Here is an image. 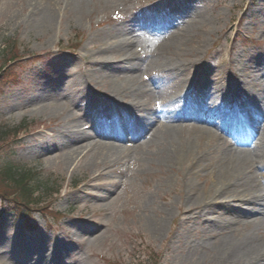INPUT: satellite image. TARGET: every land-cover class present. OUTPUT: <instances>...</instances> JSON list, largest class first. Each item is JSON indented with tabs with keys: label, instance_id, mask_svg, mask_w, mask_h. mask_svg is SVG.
Segmentation results:
<instances>
[{
	"label": "rangeland",
	"instance_id": "rangeland-1",
	"mask_svg": "<svg viewBox=\"0 0 264 264\" xmlns=\"http://www.w3.org/2000/svg\"><path fill=\"white\" fill-rule=\"evenodd\" d=\"M39 1L0 0V42L14 37L31 55L20 68L19 85L0 96V131L7 130L9 135L4 139L7 143L1 144L4 146L0 150V167L6 162L19 164L42 181L52 179L49 182L52 189L41 190V194L63 218L53 230L37 212L29 220L31 227L13 214L0 218V264H14L18 259L28 260L21 264H59L53 254L64 258L66 264H216L213 241L219 242L227 233H238L239 226L231 224L226 229V223L216 219V223H209L210 236H205L207 221L197 217L181 229L184 221L180 212L186 206L184 193L180 192L182 173L164 162L158 142L138 153L125 151L123 160L112 167L100 168L91 164L87 152L68 162L65 156L69 145L74 144L64 146L63 141H58L57 148L48 147L47 134L57 125H64L68 113L72 125L88 126L94 120L90 108H85L88 98L100 99L107 105L109 96L103 92L108 93L110 84L114 86V81L126 80L127 76L136 80L129 88H122V94L130 101L149 100L152 106L162 107L174 91L183 94L191 89L189 85L195 74L205 70L207 78H211L205 83L211 86L208 91H213L215 74L220 72L224 74L225 84L235 85V91L227 86L230 94L238 96L236 92L240 89L264 97L261 82L264 80V0H169L172 6L168 0H94L84 5L74 0H43L62 6L53 15L49 27L38 25ZM137 14L149 20L143 17L140 23L128 24ZM170 17L180 19L178 25L171 27L174 30L192 25L194 29L211 28V33L202 34L200 39L204 43L197 42L199 45L186 53L189 73L185 71L173 78L175 88L167 84L156 87L159 89L155 94L147 91L153 82L150 76L161 75L163 69L150 54L157 49L156 44L167 41L162 40L166 31H161L160 36L152 21ZM117 23L123 27L109 33L108 29ZM123 37L136 40L137 50L141 49L146 59L140 61L139 68L126 70L119 66L108 70L112 77L107 81L96 70L98 47L108 38ZM77 44L75 51L68 48ZM122 60L118 55V59L107 62L116 64ZM88 77L97 84L83 85ZM79 97L82 101H78ZM190 101L187 98L188 106H192ZM56 107L60 113L50 117V111L54 112ZM110 116L127 119V111H110L106 118ZM164 116L166 120L180 117L172 113ZM18 125L23 128L12 133ZM190 127L191 124L184 126ZM251 159L257 163L256 154ZM114 178L117 184L113 188L104 186ZM209 179L199 178L201 188L208 187ZM104 188L109 192L103 200L90 195L103 192ZM60 189V196H54V190ZM107 204L108 208H102ZM93 206L98 208L94 210ZM162 217H165L163 229L157 234L149 227V220ZM78 225L81 232L71 237ZM42 242L47 244L45 260L35 262L43 251L37 252L35 248Z\"/></svg>",
	"mask_w": 264,
	"mask_h": 264
},
{
	"label": "bare ground",
	"instance_id": "bare-ground-1",
	"mask_svg": "<svg viewBox=\"0 0 264 264\" xmlns=\"http://www.w3.org/2000/svg\"><path fill=\"white\" fill-rule=\"evenodd\" d=\"M74 1L75 3L76 1L80 2L83 5L85 2L94 3V0ZM105 1L107 0H101L100 2ZM162 1L164 2L165 0ZM167 2L168 5H173L172 1L168 0ZM32 3L35 2L33 1ZM38 6H40V10L37 12L39 27L51 26L54 20L53 15L62 9V6L58 4L47 3V1L43 0L38 2ZM154 8L157 9V6ZM138 16H142V14H137L136 18H133L128 24L134 21L140 23L144 16L141 18H138ZM144 18L148 17L146 16ZM179 22L180 19L176 18L175 21L171 20L167 23L164 21L153 23L156 24L154 27L157 33L163 30L168 31V42L165 45L161 44L159 48L151 53V56L155 58L156 65L161 67L164 73L153 80L150 88L147 89L148 92L157 94L159 88L156 87L165 84V80L176 79L185 71L189 73L191 67L188 68L186 65V61H188L186 59V53L193 46L197 47L199 43H204V40L200 39L203 36L202 34L211 33V28L199 27L194 29V27L191 28L192 25L188 28L182 27L177 30L171 28L178 25ZM121 27L123 25L117 23L114 27L109 28L108 32L113 33ZM200 32L201 35L199 37ZM98 51L99 56L96 59L98 68L96 70H99L103 79L107 81H109V77H112L108 70L115 69V67L119 66L126 70L135 67L139 68L142 58L140 56L141 53L136 50L132 41L126 37L116 40L108 38L98 47ZM118 55H121L124 60L116 64L107 62L110 59H118ZM234 59V62L237 61L236 55ZM126 78V80L119 82L110 79V81H114L117 84H114V86L118 87L110 84L108 93L103 92L104 95L107 94L109 96L107 105L98 102L92 97L88 98V103H85V108H90L91 111L95 108L93 117L95 115L97 116L100 111H109L105 107H113V111L117 113L127 111V119L122 120L121 124H119L121 132H136L138 134L149 126L154 128V137L146 143L152 146L154 142H158L161 145L159 155L164 157V162L168 164L170 169H179L178 172L182 173V189L180 192L184 193L186 206L180 212L182 216L181 220L182 222L184 221L181 229L192 223L197 217H203L207 221L205 223L208 224V227L203 230L205 231V236H210L212 232L210 228L212 226H209V223H216V219L221 220V222L223 220L226 223V229L230 228L232 226L231 224L239 226L238 233L234 235H228L227 233L223 235V238L219 242L216 240L213 241L212 246L217 257L216 264H264V97L246 92V95H244L246 97L243 101H226L221 96L231 98L227 86L235 91L233 88L235 85L229 82L225 84L223 82L224 74L217 72L214 77V83L216 85H213V92L208 96L207 105L209 104L211 109L207 112V119L204 121L197 120L188 111L187 114L185 111L186 116L192 119L191 122L194 124L195 129L190 132V135L185 136L179 135L182 134V124L176 125L174 129H164L162 126L156 127L157 121L151 120V116L155 111L164 113L177 110L184 113V108L181 103L182 99L180 98L181 93H171L162 106V109H156L149 103V100L146 102H141L137 98L131 101L127 100L126 95L124 96L122 94L121 89L129 88L135 82L136 78L134 76H127ZM209 80L211 78H207L205 70L201 73H196L192 80L194 83L189 85L193 90L187 92L188 96L191 99H197L200 105L203 104L204 97L201 95V92L197 93V90L200 89L199 87L205 90L208 83L206 85L204 84ZM91 82L97 84L92 77H88L87 82L84 81L83 85L87 83L92 85ZM261 82L264 84V80ZM227 91L228 94L226 93ZM82 99L79 97L78 101H82ZM233 99L237 100L235 97ZM56 108L54 112L50 111V117H57V113H60V108ZM46 109L47 106L43 110L45 111ZM250 109L257 111L258 118L252 124L255 133L248 138L244 132L245 129L242 127V123L244 121L243 119L249 118L251 112L248 110ZM68 117H70V113L64 117V125H57V127L53 128L52 133L47 134L46 146L57 148L56 143L58 141H63L64 146L73 143L74 145H69L70 150L65 156L68 162H73L80 155L87 152L88 154L86 156H90L88 160H90L91 164L99 165L100 168L102 165L112 167L115 163L123 160L125 156L124 148L119 147V145L112 141H102L97 137L90 136V134H85L80 129V125H72L71 119ZM216 118H220L218 123L221 128L220 130L225 135L235 138L239 142L249 140L246 143H251L256 138L255 136L261 134V140L256 142L254 146L256 149V159H258L257 163H251L249 159L250 155L244 150L240 153L238 149L233 150L232 146L228 145L227 139L212 135L213 129L208 128L210 125L207 124V120ZM186 122L187 120L182 123ZM242 132L247 139L241 137ZM55 136H57L56 139H52ZM81 141L83 143H80ZM230 152L232 154L231 158ZM202 176L210 178L209 185L205 189L201 188L199 183V178ZM115 184H117L116 178L110 179L104 186L109 185L113 188ZM106 192H109V190L104 188L103 192H92L90 195L103 200ZM103 207L108 208L109 204L103 205ZM97 208L98 206L92 207L94 210ZM195 210L199 212L196 211L195 213ZM149 221V227L158 234L163 229L165 217L155 220L150 219ZM76 229L77 231H72L71 237L81 232L79 231L81 229L79 225ZM46 248L47 244L45 242H42L39 247L35 248L36 251L43 250L35 262L41 261V258L45 260L43 253ZM53 257H58L59 264H66L64 262L65 259L60 258L59 255L55 256L53 254ZM18 260L14 264H21L23 261L28 262V260Z\"/></svg>",
	"mask_w": 264,
	"mask_h": 264
},
{
	"label": "trees",
	"instance_id": "trees-1",
	"mask_svg": "<svg viewBox=\"0 0 264 264\" xmlns=\"http://www.w3.org/2000/svg\"><path fill=\"white\" fill-rule=\"evenodd\" d=\"M22 45L14 37L0 42V93L5 87L18 80L23 61L27 57H31ZM5 136L6 133H0V140ZM28 172L25 173L21 168H15L7 163L0 167V216L8 212H24L22 215H26L32 207L35 209L40 203H46L43 201L45 198L42 196L41 190L44 192L51 190L49 182L52 180L42 181L39 177H33ZM59 191L54 190V195Z\"/></svg>",
	"mask_w": 264,
	"mask_h": 264
}]
</instances>
